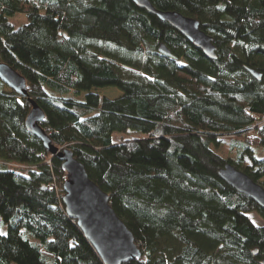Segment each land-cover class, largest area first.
<instances>
[{"label":"trees","instance_id":"1","mask_svg":"<svg viewBox=\"0 0 264 264\" xmlns=\"http://www.w3.org/2000/svg\"><path fill=\"white\" fill-rule=\"evenodd\" d=\"M150 2L196 19L216 59L131 0H0V60L132 232L141 256L122 264H260L264 209L218 170L264 188V0ZM30 108L0 81V264H103L65 212L61 161L25 128Z\"/></svg>","mask_w":264,"mask_h":264},{"label":"water","instance_id":"2","mask_svg":"<svg viewBox=\"0 0 264 264\" xmlns=\"http://www.w3.org/2000/svg\"><path fill=\"white\" fill-rule=\"evenodd\" d=\"M133 4L167 22L181 34L192 46L210 59H216V46L213 37L200 28L199 22L177 11H163L155 8L150 0H131ZM160 54L173 57L165 44L157 46ZM256 80L262 73L245 67ZM0 81L21 96H25L31 106L26 119L27 131L41 140L47 151L61 161L66 173L62 183V203L66 214L76 220L85 239L91 244L103 264H122L141 256V251L132 232L116 214L109 202V196L94 183L68 147L52 144L42 127L44 112L34 99L27 94L26 81L11 66L0 60ZM219 176L233 189L250 197L264 209V188L247 174L231 164L218 170ZM256 252V250H254ZM264 264V259L260 260Z\"/></svg>","mask_w":264,"mask_h":264},{"label":"rangeland","instance_id":"3","mask_svg":"<svg viewBox=\"0 0 264 264\" xmlns=\"http://www.w3.org/2000/svg\"><path fill=\"white\" fill-rule=\"evenodd\" d=\"M94 92L98 93L100 96H104V97H107L110 99L117 98L121 95V91L115 87L96 88V89H94ZM82 95H83V93H82ZM134 136L139 137L140 134L134 133L131 131L128 133H114L113 134V140L119 141V140L126 139V138H132ZM232 143H234V140L232 138H228V139L223 140L221 142L219 152L221 153L222 150H225V146L232 144ZM254 150H255L256 155H258L259 150H257V149H254ZM226 153H228L230 155V152H226ZM236 154H237V151L232 150L231 155L235 156ZM251 219L254 221V223H256L258 225L264 223L263 219L256 214H251ZM5 232H6V226H5V224H1L0 225V233L4 234Z\"/></svg>","mask_w":264,"mask_h":264},{"label":"built area","instance_id":"4","mask_svg":"<svg viewBox=\"0 0 264 264\" xmlns=\"http://www.w3.org/2000/svg\"><path fill=\"white\" fill-rule=\"evenodd\" d=\"M249 132H251V131H249ZM252 133V132H251ZM254 134V133H253ZM8 165H10V166H14L15 164H8Z\"/></svg>","mask_w":264,"mask_h":264}]
</instances>
